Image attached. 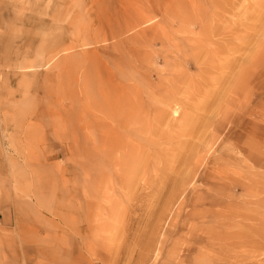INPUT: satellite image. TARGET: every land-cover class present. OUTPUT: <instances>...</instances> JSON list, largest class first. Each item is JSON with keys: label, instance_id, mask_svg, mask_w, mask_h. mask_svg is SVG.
Instances as JSON below:
<instances>
[{"label": "rangeland", "instance_id": "rangeland-1", "mask_svg": "<svg viewBox=\"0 0 264 264\" xmlns=\"http://www.w3.org/2000/svg\"><path fill=\"white\" fill-rule=\"evenodd\" d=\"M212 227L264 264V0H0V264H194Z\"/></svg>", "mask_w": 264, "mask_h": 264}, {"label": "bare ground", "instance_id": "bare-ground-1", "mask_svg": "<svg viewBox=\"0 0 264 264\" xmlns=\"http://www.w3.org/2000/svg\"><path fill=\"white\" fill-rule=\"evenodd\" d=\"M143 13L144 12H142L141 14H135V16L132 14V17H129V19L126 18L127 19L126 22H129L130 24H134L139 19H140V22H141L142 20H144V19H146L148 17V16L143 15ZM148 19H149V17H148ZM219 49H220V47H219ZM201 55H202L201 53H196V55L194 54L193 57H194L195 60L198 61L199 59H201ZM185 62H187V64H188L187 66L188 67H190V66L192 67L193 65H195L194 62H192L190 60H186L185 59ZM197 65H199V64L197 63ZM173 66L175 67L176 70L177 69L179 70V68H177L176 65H173ZM180 71L182 72L183 70H180ZM185 71H183V72H185ZM199 72H201L203 74V72L205 73L206 70L203 67H200L199 68ZM176 76L174 75V78H180V76L184 78V76H182L181 74H178V73L176 74ZM166 79H169V78L168 77L166 78L165 75L156 76V82L155 83H152V81H153V79H152L151 82H149L150 85H148V86H149V88H154V89L156 87L163 86V84H165V80ZM176 81L178 82V80H176ZM103 82L104 83H102V82L100 83L101 91L103 93L102 94H99V97L100 98L99 97H97V98L96 97L91 98V100L89 101L90 105H92V106L100 105L101 102L104 103V104H107L108 103L107 96L109 95V91H111L112 83L110 82V80H108V81L107 80H103ZM114 82H115V84L117 83L118 85L121 84V82H118V81H114ZM180 83H179V85H182ZM182 83H184V82H182ZM98 84H99V81H98ZM179 85H175L174 86V90H173L172 95L168 96L164 92L161 95L157 94L159 96L158 99L157 100L150 101V103L147 105L148 108H150V104H153V103L156 106V103L155 102L157 101V102L160 103V105L164 106V107H161L160 108L161 115L157 117L158 120H160V119L162 120V118L164 117L163 115L165 113H168V109L167 108H169V110H171V115H172V117L175 120H178L179 119L178 117L180 116V108L182 109L183 108V104H185V102H183L180 98H178V95H179V93L181 91V88H182ZM189 85H188V87H189ZM135 87H138V85L137 86L135 85ZM162 88L163 87H161V89ZM129 90H131V89H129ZM182 90H183V88H182ZM130 93H132V92H130ZM130 93H129V95H130ZM122 97H124V98H119V99H117L118 101L114 100V102H112V104H111V105H117V107H124V105L127 107V109H126L127 111L124 114V116L122 117V119L123 120L126 119V115L128 116V114H129V117H132L134 115V112H137V114H138V108H135L134 105H133V102H134L133 100L135 99V96L134 95L133 96L131 95V97H134L133 100L131 98H129V97L126 98L124 95ZM113 115H114V113H113ZM119 119L120 118H118V121H119ZM94 120H95V122L93 123V126H92L93 128L98 127V126L100 127L102 125L101 119H98V118L96 119L95 118ZM113 133H115V132H113ZM109 138H118L120 140L123 139V137H122L121 134H119V135L118 134H115V135H112V136L109 135L108 136V139L103 140V142L101 144L103 146V148H104L105 153L106 152L107 153H110L111 151L115 150L116 147H117V144L119 143L118 141H115V142L109 141ZM132 138L133 137L131 136V140H132ZM124 140L125 139H123V142H124ZM120 148H122V147L120 146ZM131 151L133 153L130 155V157H128V156H124L123 158L121 157L120 163L123 164V167L124 168L122 167L121 169H117V171L115 173L116 175H124V173L126 174V170H128V169H129V172L134 173V172H137L141 168V163L140 162H142V161H141L140 157L138 156L139 154L137 155L138 150H137V153H136V150L134 151V148H131ZM113 153H115V152H113ZM96 159H98V158L96 157ZM100 177H103L102 184H107L108 181H110L109 179H110L111 175L108 172H106L105 174L101 173ZM203 231H204L203 233L206 235V237L203 240V243H201V245H203L206 248V251L205 252H202L201 251L202 252V259H199V260L195 261L194 264H217L216 261H225V262L227 261V262L231 263L234 259H236V256L233 255V253L235 251H238V250L241 251V249H244V250H242V252L244 253V252H247L248 249H251V246L249 244L252 243L253 241L250 242V240H248V239H244L243 241H241L240 239L239 240H236V237H240L239 231H237V232L216 231L215 232V228H213V227L211 229H209V230H207V229L204 230L203 229ZM263 250L264 249H262L260 251H263ZM246 258H247V256L245 257V259ZM247 260H249V258ZM255 261H257V260H255ZM246 263H249V262H246Z\"/></svg>", "mask_w": 264, "mask_h": 264}]
</instances>
